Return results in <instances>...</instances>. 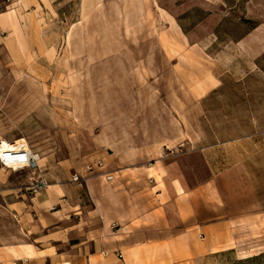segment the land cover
I'll return each instance as SVG.
<instances>
[{"label":"rangeland","instance_id":"374dc122","mask_svg":"<svg viewBox=\"0 0 264 264\" xmlns=\"http://www.w3.org/2000/svg\"><path fill=\"white\" fill-rule=\"evenodd\" d=\"M20 1L0 0V138L24 139L48 185L63 174L92 179L80 199L88 206L92 195L109 218L114 205L123 221L130 204L145 210L159 159L207 146L215 99L264 88V0ZM38 174L0 167V247L10 257L26 242L17 216L30 212L3 207L5 196L35 194L27 187ZM145 247L118 258L173 264ZM243 255L196 264H264V253Z\"/></svg>","mask_w":264,"mask_h":264},{"label":"crops","instance_id":"0c3cea01","mask_svg":"<svg viewBox=\"0 0 264 264\" xmlns=\"http://www.w3.org/2000/svg\"><path fill=\"white\" fill-rule=\"evenodd\" d=\"M255 96L264 101V88H238L215 99L207 146L159 159L161 185L151 180L145 210L130 204L128 221L118 205L109 218L92 195V204H83L84 185L66 174L35 194L5 196L3 207L30 215L17 216L26 242L11 257L1 246L0 264H125L119 252L138 245L146 252L156 245L155 255L170 256L173 264H196L221 251L244 254L240 258L264 253V108ZM198 160L207 173L203 180Z\"/></svg>","mask_w":264,"mask_h":264},{"label":"built area","instance_id":"2783aa9c","mask_svg":"<svg viewBox=\"0 0 264 264\" xmlns=\"http://www.w3.org/2000/svg\"><path fill=\"white\" fill-rule=\"evenodd\" d=\"M9 143V147H4L0 141V167L14 172L30 171V173H35L38 171L39 174L36 179L29 184L27 190L35 193L46 188L48 183L44 175L40 174V157L38 153L33 151L27 142L22 139ZM95 166H101V161L95 162L91 167ZM91 167L87 166L89 170ZM70 181L82 187L86 183V176L73 173L70 177Z\"/></svg>","mask_w":264,"mask_h":264},{"label":"bare ground","instance_id":"6f19581e","mask_svg":"<svg viewBox=\"0 0 264 264\" xmlns=\"http://www.w3.org/2000/svg\"><path fill=\"white\" fill-rule=\"evenodd\" d=\"M17 139V138H16ZM17 140H20V139H17ZM22 140H24V139H22ZM0 141H1V143L3 144V146L4 147H9L10 145V143L6 140V139H3V138H0ZM16 141V140H15ZM39 155V154H38ZM40 157V156H39Z\"/></svg>","mask_w":264,"mask_h":264}]
</instances>
